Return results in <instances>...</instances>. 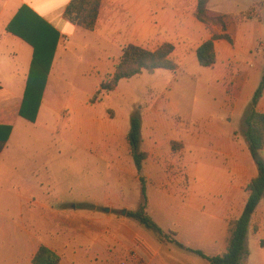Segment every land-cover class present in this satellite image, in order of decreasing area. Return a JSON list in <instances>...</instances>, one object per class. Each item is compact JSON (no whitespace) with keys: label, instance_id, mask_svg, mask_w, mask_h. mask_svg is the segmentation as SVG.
<instances>
[{"label":"crops","instance_id":"1","mask_svg":"<svg viewBox=\"0 0 264 264\" xmlns=\"http://www.w3.org/2000/svg\"><path fill=\"white\" fill-rule=\"evenodd\" d=\"M70 1L0 0V126L12 128L9 139L0 153V249H29L26 255L29 264H32V258L41 245L56 252L61 258L60 264H209L207 260L199 256L196 258L187 255L189 252L176 246L171 242L172 239L166 242L153 240L145 231L146 228L144 229L141 225L122 223L112 227L110 224H103L99 225L97 230L86 228L87 226L78 223L71 228L65 227L59 219L71 215L69 212H73V210L49 209L46 189L43 187L44 182L41 176L43 169L41 167L32 169L28 166V169L25 170L24 164L12 154L10 140L13 138L14 131L17 127L24 126V122H29L20 117L19 111L24 98L34 49L25 40L8 30L11 23L16 30L32 36L36 34L37 29L44 28L40 21L59 33L41 106L36 121L32 123L37 126L42 121L45 122L50 114L58 113V109L53 106V103L52 105L50 103L53 89L62 85V82L68 83L75 77L81 79L87 74V72H80L72 75L70 67H106L110 65L114 73L122 56L124 48L116 54L115 51L111 52L112 42L115 43L116 39V18L112 13L119 0H109L107 3L106 0H103V7L100 8L94 31L85 30L65 19L64 12ZM197 3L198 0H190L189 5L195 6L196 9ZM211 3L212 0L208 4V14L211 17L241 16L251 9L255 14L250 19L244 18L237 21L233 19L227 29H223L221 26H212L210 29L197 20L196 10H193L194 18L189 19L180 28L173 29L174 38H172L174 40L170 38L169 42L164 43L174 45L171 57L177 65L176 71H188L190 68L188 64H195L194 56L197 60V48L203 42L211 39L213 32L219 35H228L231 39V41L227 39L215 41V67L218 65L219 67L207 84V87L215 91L217 96L215 101L210 102L211 109L209 111L211 115L212 108H216L217 124L206 123L202 131L198 133L201 150L215 156V163L220 164V182L212 184L205 180L206 190H201L199 195L188 189L185 190L180 186L182 182H176L175 177L182 178L188 174L191 178H195L193 172L191 174L190 171L189 142L185 143L171 138L165 141L154 135L153 128L150 133L145 132L144 124L141 130V149L147 153L142 174L147 181L148 211L151 212V215L152 213L157 215L159 211L163 210L168 216L174 215L176 221L184 224L188 223V219H181L179 215L177 217L175 214H170L171 211L176 210L177 213L178 207L182 209L200 207L204 213V221L200 227L202 232L199 239L193 237L185 242L177 241L188 248H193L192 241H195L198 247L213 251L209 253L202 250L203 252L219 255L226 250L228 221L238 218L242 214L248 198L246 186L258 174L245 137L242 143L240 137L238 138L237 130L234 131L232 127L228 128L234 125L235 121H242L245 124V114L262 80L264 72V0H233L231 11H219L215 14L209 11ZM104 5V13L107 18L102 20L101 11H103ZM183 5H188L187 0ZM22 8H27V10L17 17ZM169 21L167 17L164 23H161V27L168 28ZM166 36L167 34L165 37H161L160 41H164ZM182 40H184L183 45L178 44ZM143 42L138 44L134 42L132 45L145 49ZM161 45L159 43V46ZM90 48L95 49L89 50ZM91 53H97L99 57L97 63L85 61V55L88 57ZM79 54L81 56L77 57L76 55ZM112 54H115V60L112 59ZM99 81L100 79H98ZM256 111L264 114V91L258 101ZM93 122L92 119H89L83 124L90 129L95 125ZM223 122L226 123L225 126L222 125ZM97 127L98 125L95 126V129ZM97 131L104 138L105 143L102 149H98L99 154L111 160L114 157H119L120 152L113 153L108 149L118 142L120 130L111 124L100 127ZM189 133L188 131L185 137H188ZM190 136L192 137V134ZM173 142H181L183 147L174 153ZM260 155L264 160V146ZM223 166L224 169H222ZM202 167L209 168L208 163H202ZM177 170L179 171L175 172ZM44 171L46 172L45 168ZM156 184H162L167 188L164 187L162 191H156L152 199L150 187ZM198 196L200 202H197ZM104 214L107 217L89 220L93 222L113 221L109 208L104 210ZM152 217L154 219L153 215ZM255 223L261 232L264 229V199L257 206L249 228H253ZM161 228L165 232L171 230L169 227ZM190 228L194 229V227ZM42 229L45 230L44 234L40 232ZM176 234L178 236V232ZM0 264H6L5 260L0 258ZM259 264H264V260Z\"/></svg>","mask_w":264,"mask_h":264},{"label":"rangeland","instance_id":"2","mask_svg":"<svg viewBox=\"0 0 264 264\" xmlns=\"http://www.w3.org/2000/svg\"><path fill=\"white\" fill-rule=\"evenodd\" d=\"M107 1L109 0H106V3ZM184 2L185 0H119L112 13L116 18V44L112 42L111 52L115 51L116 54L134 42L138 44L144 41L145 49L148 50L157 48L159 43L169 42L170 38H174L173 29L180 28L189 19L194 18L195 6L189 5L190 0H187V6L183 5ZM104 9L105 5L101 11L102 20L107 18ZM232 9L233 0H212L209 6L212 14ZM167 17L170 20L168 28L161 27V23H164ZM231 22L233 19H230L229 24ZM208 28L212 29V26ZM166 34V38L161 42L160 38L165 37ZM183 43L184 40L178 44L183 45ZM115 54H112V59ZM85 57L87 58L85 61L95 63L99 58L97 53H91L90 56L85 55ZM194 57L195 64H188L190 67L188 71L161 69L153 74L144 72L139 76L123 79L112 91H102L97 95L100 101L94 104H90V101L100 89V84L111 80L113 74L111 66L70 67L72 75L80 72H87V74L81 79L75 77L68 83L62 82V85L53 89L50 103L58 109V113L50 114V117L45 120L46 123L42 121L39 126L24 122V126L16 128L10 140L12 154L24 164L25 170L28 166L32 169L36 167L43 169L41 176L49 209L73 210V212L68 211L71 215L59 219L61 224L71 228L78 223L94 230L103 224H110L112 227L122 223L141 225L127 216L128 212L136 210L141 202L138 175L130 154L128 140H126L130 131V120L134 114L140 117L145 132L150 133L153 128L154 135L165 141L171 138L189 142L190 171L195 178H191L188 174L182 178L174 176L176 182H182L180 186L185 190L188 189L199 195L201 190H206L205 180L212 184L220 182V164L215 163V156L201 150L198 134L206 123L217 124L216 108L213 107V113L209 114L210 102L215 101L217 96L215 91L207 87V84L215 75L219 65L214 66L215 68L202 67L198 64L196 56ZM98 79H100L99 82ZM89 119H92L95 124L90 129L83 124ZM111 124L115 125L121 133L118 142L108 149L113 153L120 152V156L112 160L99 154L98 149H102L105 143L104 138L97 131L98 128ZM96 125L98 127L95 129ZM222 125L225 126L226 123L223 122ZM231 127L234 131L237 130L238 138L240 137L243 143L245 124L242 121H235L234 125L228 129ZM188 131L190 133L188 137H185ZM181 147H183L181 142L172 143L174 153ZM202 163H208L209 168H203ZM164 187L167 188L162 184L152 185L150 187L152 199L156 191H162ZM37 194H39L38 191ZM197 202H200L199 196ZM108 208L113 221L89 220L107 217L104 210ZM124 211L126 213L123 215ZM148 214L151 217L154 216L159 226L171 229L164 232L172 240L185 242L193 237L199 239L202 232L200 227L204 221V213L200 207L185 209L178 207L177 213L176 210L171 211L170 214H175L177 217L179 215L181 219H188V223L184 224L176 221L174 215L168 216L163 210L157 215L156 213L151 215L150 211ZM234 219L237 218L228 221V227L230 221ZM145 231L153 240L170 241L154 231L146 229ZM40 232L44 234L45 230L42 229ZM192 242L193 248L213 252L211 249L198 247L195 241ZM246 247L249 255L245 264L263 262L264 229L259 232L257 223L253 228H249ZM28 250L0 249V258L5 260L6 264H29L26 256ZM187 255L198 257L191 252Z\"/></svg>","mask_w":264,"mask_h":264},{"label":"trees","instance_id":"3","mask_svg":"<svg viewBox=\"0 0 264 264\" xmlns=\"http://www.w3.org/2000/svg\"><path fill=\"white\" fill-rule=\"evenodd\" d=\"M209 1L198 0L195 11L197 20L206 26L220 25L223 29H227L230 19H236V21L244 18L250 19L255 14L254 10L251 9L241 16L219 15L211 17L208 14ZM102 2L103 0H71L65 9L64 17L76 26L88 31H94ZM24 10H27V8H22L17 17L21 16ZM40 23L44 28L37 29L38 31L33 36L16 30L13 23L8 27L11 33L25 40L34 49L24 98L19 111L20 117L31 123L36 121L59 39V33L57 31L42 21ZM218 39L231 41L228 35H219L213 32L211 39L203 42L196 50L197 60L200 66L206 68L215 66V41ZM173 52L174 45L171 43H164L154 51L132 44L126 46L115 67L111 80L108 83L102 82L100 84V89L90 101L91 104L100 101L97 95L102 91H112L123 79H130L144 72L153 74L156 70L161 69L169 71L176 70L177 65L171 57ZM263 91L264 72L261 83L247 109L244 120V137L257 166L258 174L246 186L248 198L242 214L229 223L225 252L219 255H208L202 250L188 248L177 240L171 241L179 248L207 260L209 264H245L249 255L246 244L251 218L261 200L264 199V160L260 155V151L264 146V114L256 111V106L263 95ZM141 127L142 122L140 117L134 114L130 120V131L127 140L139 178L141 202L139 207L136 210L129 211L127 216L137 221L144 228L154 231L158 235L165 237L166 240H169V235L148 214L149 198L147 195V181L142 174L147 153L141 150ZM11 130L12 128L10 126H0V153L9 139ZM60 262V256L44 245L39 247L32 258V264H60Z\"/></svg>","mask_w":264,"mask_h":264},{"label":"water","instance_id":"4","mask_svg":"<svg viewBox=\"0 0 264 264\" xmlns=\"http://www.w3.org/2000/svg\"><path fill=\"white\" fill-rule=\"evenodd\" d=\"M106 210H108V209H106ZM126 213V211H124V213L122 212V214H125Z\"/></svg>","mask_w":264,"mask_h":264}]
</instances>
